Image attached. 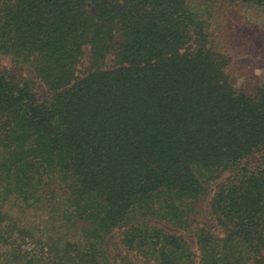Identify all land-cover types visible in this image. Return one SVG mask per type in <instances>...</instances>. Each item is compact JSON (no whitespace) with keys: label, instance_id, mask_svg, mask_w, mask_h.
I'll list each match as a JSON object with an SVG mask.
<instances>
[{"label":"trees","instance_id":"16d2710c","mask_svg":"<svg viewBox=\"0 0 264 264\" xmlns=\"http://www.w3.org/2000/svg\"><path fill=\"white\" fill-rule=\"evenodd\" d=\"M222 5L264 0H0V56L49 97L0 71V264H264V85L232 83ZM210 193L197 254L152 221Z\"/></svg>","mask_w":264,"mask_h":264},{"label":"rangeland","instance_id":"374dc122","mask_svg":"<svg viewBox=\"0 0 264 264\" xmlns=\"http://www.w3.org/2000/svg\"><path fill=\"white\" fill-rule=\"evenodd\" d=\"M213 13L215 20L212 33L215 43L219 49L232 58L229 68L232 83L240 88L264 85V9L245 5H222L214 8ZM88 59V50L85 49L83 65L87 66ZM0 71H8L20 81L30 83L40 101L49 98L46 87L35 77L29 67L15 64L9 57L0 56ZM248 160L253 164L257 160V156H251ZM223 179L224 177L211 183L210 190ZM211 196L210 193L206 200L199 205V214L192 218L193 223L188 228L174 227L157 219H152V221L170 233L181 235L197 254L196 239L199 230L204 228L213 233L218 231L208 216L207 204ZM118 239L119 232L114 231L106 239L105 248L111 253L118 252ZM134 263L142 264L137 260Z\"/></svg>","mask_w":264,"mask_h":264}]
</instances>
